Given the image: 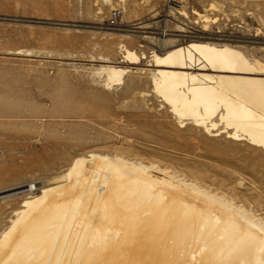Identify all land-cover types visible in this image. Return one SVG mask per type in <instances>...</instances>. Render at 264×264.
<instances>
[{
  "label": "rangeland",
  "instance_id": "obj_1",
  "mask_svg": "<svg viewBox=\"0 0 264 264\" xmlns=\"http://www.w3.org/2000/svg\"><path fill=\"white\" fill-rule=\"evenodd\" d=\"M123 6V24L114 29L106 19L109 9L121 7L118 0H0V231L25 185L50 181L88 151L168 166L264 218V151L225 133L177 125L151 93L146 65L152 50L165 48L161 38L228 43L264 63V0ZM118 43L146 57L128 64L122 83L107 87L95 70L102 58L121 59Z\"/></svg>",
  "mask_w": 264,
  "mask_h": 264
},
{
  "label": "bare ground",
  "instance_id": "obj_2",
  "mask_svg": "<svg viewBox=\"0 0 264 264\" xmlns=\"http://www.w3.org/2000/svg\"><path fill=\"white\" fill-rule=\"evenodd\" d=\"M161 43L146 64L151 93L177 125L264 151V63L228 43ZM118 48L119 61L102 58L95 70L107 87L146 57ZM40 183L25 185L0 231V264H264V218L168 166L88 151Z\"/></svg>",
  "mask_w": 264,
  "mask_h": 264
},
{
  "label": "built area",
  "instance_id": "obj_3",
  "mask_svg": "<svg viewBox=\"0 0 264 264\" xmlns=\"http://www.w3.org/2000/svg\"><path fill=\"white\" fill-rule=\"evenodd\" d=\"M167 1L170 3L174 2V0H167ZM123 14H124V9L121 7H113L109 9L108 17L106 19L107 27L114 28V29L121 28V25L123 24L122 22ZM166 33H167V30L165 29V27H162L159 30V34L161 37H165ZM27 188H28V191H33L35 189V183L31 182L27 184Z\"/></svg>",
  "mask_w": 264,
  "mask_h": 264
}]
</instances>
